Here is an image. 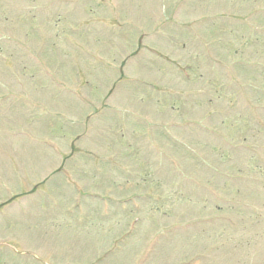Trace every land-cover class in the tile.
Instances as JSON below:
<instances>
[{"label": "rangeland", "instance_id": "obj_1", "mask_svg": "<svg viewBox=\"0 0 264 264\" xmlns=\"http://www.w3.org/2000/svg\"><path fill=\"white\" fill-rule=\"evenodd\" d=\"M255 117L264 0H0V264H264Z\"/></svg>", "mask_w": 264, "mask_h": 264}]
</instances>
